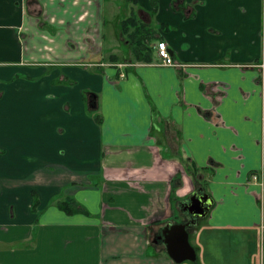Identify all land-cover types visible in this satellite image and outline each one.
Returning a JSON list of instances; mask_svg holds the SVG:
<instances>
[{"label": "crops", "instance_id": "obj_1", "mask_svg": "<svg viewBox=\"0 0 264 264\" xmlns=\"http://www.w3.org/2000/svg\"><path fill=\"white\" fill-rule=\"evenodd\" d=\"M133 10L177 67L134 61ZM263 64L264 0H0V264H176L177 224L182 264H264Z\"/></svg>", "mask_w": 264, "mask_h": 264}, {"label": "trees", "instance_id": "obj_2", "mask_svg": "<svg viewBox=\"0 0 264 264\" xmlns=\"http://www.w3.org/2000/svg\"><path fill=\"white\" fill-rule=\"evenodd\" d=\"M129 3L132 4L133 7H136L137 0H129ZM152 9L154 13L158 10V6L155 1H152ZM173 9H180L178 1L173 3ZM186 17L190 19L193 15ZM121 29L126 43L130 45L132 49L134 61L144 62L147 64L153 63L155 59V47L153 45L155 42L162 40V33L166 32L167 28L165 26H160L158 28L156 25L146 24L133 10V13L121 23ZM87 101L88 106L91 107V109H97L96 97L94 95H91V99L88 97ZM34 198L35 202L33 208H36L38 205L37 197L34 195ZM57 205L62 210L70 214L86 213V211L73 199L60 200Z\"/></svg>", "mask_w": 264, "mask_h": 264}, {"label": "water", "instance_id": "obj_3", "mask_svg": "<svg viewBox=\"0 0 264 264\" xmlns=\"http://www.w3.org/2000/svg\"><path fill=\"white\" fill-rule=\"evenodd\" d=\"M213 207V200L209 195L197 198L193 195L185 210L195 219H205L208 217ZM190 224L168 225L162 233L166 245L168 256L176 264L184 262H195L197 254L189 242L188 227Z\"/></svg>", "mask_w": 264, "mask_h": 264}, {"label": "built area", "instance_id": "obj_4", "mask_svg": "<svg viewBox=\"0 0 264 264\" xmlns=\"http://www.w3.org/2000/svg\"><path fill=\"white\" fill-rule=\"evenodd\" d=\"M158 50V60L159 62L156 65L162 66V67H177V64L175 63L172 55L170 54L168 50V44L165 42H161L157 46ZM264 68V66H263ZM254 180H257L256 177H253Z\"/></svg>", "mask_w": 264, "mask_h": 264}, {"label": "flooded vegetation", "instance_id": "obj_5", "mask_svg": "<svg viewBox=\"0 0 264 264\" xmlns=\"http://www.w3.org/2000/svg\"><path fill=\"white\" fill-rule=\"evenodd\" d=\"M264 64L262 65V68H263ZM264 69V68H263ZM256 177V176H254ZM253 178V177H252ZM258 179V177H256ZM254 179V178H253ZM193 195H197V198L200 197V196H203V195H209L207 193H205V191H203L202 188H197L196 190H194L193 194L187 199V201L185 203H183L182 205H188L190 203V199ZM210 196V195H209ZM211 197V196H210ZM212 198V197H211ZM213 200V199H212ZM213 205H214V200H213ZM193 221V219L191 220Z\"/></svg>", "mask_w": 264, "mask_h": 264}, {"label": "rangeland", "instance_id": "obj_6", "mask_svg": "<svg viewBox=\"0 0 264 264\" xmlns=\"http://www.w3.org/2000/svg\"><path fill=\"white\" fill-rule=\"evenodd\" d=\"M161 42H163V41H161V40H160V41H157V46H158V44L161 43ZM124 47H125V46H124ZM124 47H123V48H124ZM157 59H158V50H157ZM200 221H201V220H200ZM202 227H203V224H202Z\"/></svg>", "mask_w": 264, "mask_h": 264}]
</instances>
